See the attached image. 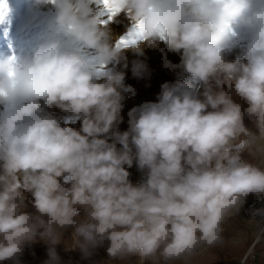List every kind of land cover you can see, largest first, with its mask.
<instances>
[{"label": "clouds", "instance_id": "clouds-1", "mask_svg": "<svg viewBox=\"0 0 264 264\" xmlns=\"http://www.w3.org/2000/svg\"><path fill=\"white\" fill-rule=\"evenodd\" d=\"M53 5L57 38L28 56H0V262L21 264L25 247L42 241L44 264H61L57 245L69 228L83 258L107 242L112 261L138 254L187 264L221 244L226 219L250 194L264 196V168L243 156L264 155V0H109L113 19L135 25L126 44L89 0ZM161 43L181 53L196 87L163 85L158 102L129 113L128 131L112 132L120 90L131 87L109 65L129 46L144 57ZM132 73L150 75L146 60H134ZM110 132L111 143L102 138ZM133 160L147 170L138 185Z\"/></svg>", "mask_w": 264, "mask_h": 264}, {"label": "rangeland", "instance_id": "rangeland-1", "mask_svg": "<svg viewBox=\"0 0 264 264\" xmlns=\"http://www.w3.org/2000/svg\"><path fill=\"white\" fill-rule=\"evenodd\" d=\"M0 3L6 4L3 9V16L0 18V56H28L42 44L57 38L51 27V22L55 15V7L52 3L37 5L36 0H0ZM94 7L96 11L99 10L98 6L94 5ZM101 18L106 19V14ZM108 26L116 36L127 37L131 23L121 14L109 22ZM135 38L133 33L129 40ZM82 51L90 60L94 61V53L86 49H82ZM144 52V57H137L131 46H129L123 50L122 56L124 58L121 59L119 64L109 65V67H114L116 71L123 73L124 86L126 88L128 86L131 87L130 91L120 90L123 97L121 101L122 108L112 132L123 133L128 131L130 127L129 113L133 109H139L145 103L158 102L163 85L173 86L177 83H184L196 87L190 74L186 73L181 66V53L168 50L163 43L159 46H146ZM234 56L235 53H232L228 58L234 59ZM136 59L146 60L150 75H145L143 78L133 76L132 62ZM213 87L214 90H219L216 89L215 84H213ZM203 90V87H200L197 93L201 99H203ZM241 103L246 109L247 104L243 101ZM47 111L53 116L60 118L62 124L64 123L66 114L62 109L53 106ZM245 124L255 131L252 122L247 117L245 118ZM68 126L76 130L81 128L79 121L74 123L69 121ZM112 132L102 138L108 139L110 143L113 142ZM121 147V145L117 144L118 150ZM134 151L135 149L133 148ZM243 156L250 163L264 168V155L259 153L250 155L245 151ZM128 171L130 173L129 180L133 185L141 184L146 180L147 170H141L135 160H133V164L128 168ZM248 198L249 196L241 205L239 211H234L224 222L223 242L213 247H205L187 264H238L251 250L253 255L251 258L249 257V261L243 264H254L257 261L255 258L258 257V250L261 246L258 238L259 226L251 222L244 214V207ZM26 203L28 205L27 210L33 211V201L30 193ZM71 231L72 229L69 228L62 237V243L57 245L61 264H165L159 257L147 260L142 259L138 254L131 255L123 261L109 260L106 250L107 242L97 248L90 257L83 258L78 250L70 249L72 247ZM66 247L69 249H66ZM47 259V245L42 241L26 246L23 255L20 257L21 264H44ZM0 264H12V261H3ZM167 264H186V262L174 260L168 261Z\"/></svg>", "mask_w": 264, "mask_h": 264}, {"label": "built area", "instance_id": "built-area-1", "mask_svg": "<svg viewBox=\"0 0 264 264\" xmlns=\"http://www.w3.org/2000/svg\"><path fill=\"white\" fill-rule=\"evenodd\" d=\"M257 209H264V196L257 197L256 195H249L248 201L244 207V214L248 219L259 226V237L264 233V214L254 215L253 213ZM254 252V251H253ZM252 250L245 256V263L249 261L252 256ZM250 257V258H249ZM254 258V256H253ZM252 261V260H251Z\"/></svg>", "mask_w": 264, "mask_h": 264}, {"label": "snow or ice", "instance_id": "snow-or-ice-1", "mask_svg": "<svg viewBox=\"0 0 264 264\" xmlns=\"http://www.w3.org/2000/svg\"><path fill=\"white\" fill-rule=\"evenodd\" d=\"M50 3H55V0H50ZM89 3L95 6H98V15L101 18L106 14V19L101 18V22L108 24L113 20V17L116 15V10L109 7V0H89ZM6 7L5 3H0V18L3 16V9ZM135 25H131L128 36H121L120 41L118 43H128L131 40H129V37L132 36L134 33Z\"/></svg>", "mask_w": 264, "mask_h": 264}, {"label": "crops", "instance_id": "crops-1", "mask_svg": "<svg viewBox=\"0 0 264 264\" xmlns=\"http://www.w3.org/2000/svg\"><path fill=\"white\" fill-rule=\"evenodd\" d=\"M258 238L260 239L261 246H260V249L258 250V257L255 258V260L257 261H255L254 264H264V233L260 237L258 236ZM242 259L240 260L238 264L244 263V259L243 260Z\"/></svg>", "mask_w": 264, "mask_h": 264}, {"label": "bare ground", "instance_id": "bare-ground-1", "mask_svg": "<svg viewBox=\"0 0 264 264\" xmlns=\"http://www.w3.org/2000/svg\"><path fill=\"white\" fill-rule=\"evenodd\" d=\"M205 248V247H204ZM204 248H202L200 251H202ZM244 260H245V258H244ZM245 262V261H244Z\"/></svg>", "mask_w": 264, "mask_h": 264}]
</instances>
